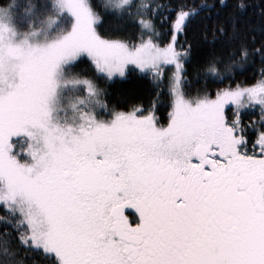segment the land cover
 I'll list each match as a JSON object with an SVG mask.
<instances>
[{"label": "snow or ice", "instance_id": "1", "mask_svg": "<svg viewBox=\"0 0 264 264\" xmlns=\"http://www.w3.org/2000/svg\"><path fill=\"white\" fill-rule=\"evenodd\" d=\"M20 7L0 0V264H264V0Z\"/></svg>", "mask_w": 264, "mask_h": 264}, {"label": "trees", "instance_id": "2", "mask_svg": "<svg viewBox=\"0 0 264 264\" xmlns=\"http://www.w3.org/2000/svg\"><path fill=\"white\" fill-rule=\"evenodd\" d=\"M17 2L21 5L18 11H23V5L27 2V0H17ZM227 3H231L232 0H226ZM258 70V66H257ZM247 75H251L249 71ZM240 79H244L245 76H240ZM146 82L143 81L138 74H129L126 78H120L116 83H113L111 86V90L114 94H117L118 98L121 99H134L137 97L145 88ZM167 110L165 108H161V111L158 113L162 118L166 116ZM163 122V119L162 121Z\"/></svg>", "mask_w": 264, "mask_h": 264}]
</instances>
